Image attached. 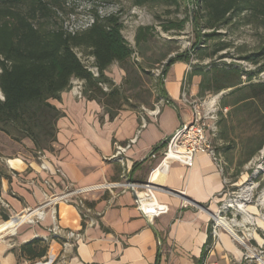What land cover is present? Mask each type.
I'll return each mask as SVG.
<instances>
[{
    "label": "crops",
    "instance_id": "obj_1",
    "mask_svg": "<svg viewBox=\"0 0 264 264\" xmlns=\"http://www.w3.org/2000/svg\"><path fill=\"white\" fill-rule=\"evenodd\" d=\"M180 64L182 69L174 63L162 76L171 103H156L142 111L122 104L110 119L97 100L77 97L71 88L63 91L60 99H51L63 115L56 122L53 149L44 151L47 170L40 168L38 151L34 155L17 151L15 156L0 142V264H234L233 259L241 258L230 233L219 231L218 237L211 239V215L225 185L223 169L216 160L198 152L190 167L173 162L166 172L151 173L164 145L153 151L155 147L192 119V110L181 93L185 84L192 97L200 78L192 75L188 84L189 65ZM155 105L159 110L152 114ZM132 139L123 155L127 163L121 164L114 156L116 145ZM56 167L74 187L123 177L141 183L150 177L158 201L168 210L150 222L135 208L132 191L117 196L108 191L91 192L87 203L101 213L96 224L84 228L72 245L63 247L61 241L50 240L43 257L28 260L20 256V246L48 235L52 219L49 214L35 224L19 223L18 219L28 208L42 203L45 194L63 190L65 180L54 172ZM46 179L49 185L44 183ZM2 214L9 220L3 221ZM57 221L63 228L81 227L76 208L69 204L57 205Z\"/></svg>",
    "mask_w": 264,
    "mask_h": 264
},
{
    "label": "rangeland",
    "instance_id": "obj_2",
    "mask_svg": "<svg viewBox=\"0 0 264 264\" xmlns=\"http://www.w3.org/2000/svg\"><path fill=\"white\" fill-rule=\"evenodd\" d=\"M52 5L53 12L44 23L51 27L61 26L67 31L84 28L90 22L93 11H97L100 15L116 13L120 17L123 25L122 34L132 48V54L122 63L114 62L109 65L105 74L115 85H120L124 108L142 111L143 108L148 109L156 103L165 102L158 90V81L171 57H182L183 61L174 62L179 70L183 67L180 63L186 61L189 71L204 72L209 78L216 72L227 83L238 81V71L253 72L259 66H264V25L256 18H246L243 15L235 17L230 24L217 30L219 33L204 42L199 40L198 35L200 34L202 39L203 33L209 31L198 30L193 26L192 6L188 0L169 3L149 1L144 5H135L131 0H54ZM182 19H185L182 30L162 29L164 25ZM139 29L142 38L136 42ZM77 52L87 67L93 65L92 57ZM256 53L255 57L259 62L254 65L245 57ZM223 69H227L228 73L223 72ZM198 77L201 80L203 75ZM240 79L242 84L246 83L247 74L241 75ZM251 80L264 81V70L253 73ZM189 81L190 78L187 80L188 84ZM209 84L215 85L213 81ZM77 85L82 86L84 83L74 79L71 90L74 91ZM233 88L235 87L217 92L211 89L200 95L198 87L197 93L192 97L187 96L190 100L203 103L218 95L217 131L212 141L216 154L221 159L224 177L227 180L224 190L234 191L235 197L233 195L231 197L236 199L241 188L247 183L255 185L250 198L243 201V206L228 205L226 202L221 212L240 237V241L237 239L234 241L241 258L232 261L235 262L234 264H264V144L247 158L249 152L264 136V130H261L256 118L249 116L252 112L235 111L229 114L232 107L222 105L223 97L226 101L232 100L233 97L228 96V93ZM0 98H2L1 92ZM185 105L191 108L190 104L185 103ZM224 134L226 138H222ZM0 142L2 148L12 152L13 155L17 151L34 155L38 150L29 137L17 140L1 130ZM28 143H31L32 147H29ZM221 196L223 201L229 195ZM221 201L213 213L217 212ZM219 231L228 232L222 227H219Z\"/></svg>",
    "mask_w": 264,
    "mask_h": 264
},
{
    "label": "trees",
    "instance_id": "obj_3",
    "mask_svg": "<svg viewBox=\"0 0 264 264\" xmlns=\"http://www.w3.org/2000/svg\"><path fill=\"white\" fill-rule=\"evenodd\" d=\"M54 0H0V130L14 139L29 137L37 151H51L56 139V122L63 115L53 105L51 99H60L63 91L71 88L74 79L81 80L84 85L81 93L87 99H95L100 103L109 118H113L123 104L120 85H115L105 74V70L114 62L122 63L132 54L122 34V22L116 13L100 15L93 11L92 22L82 29L67 31L63 27H51L44 23L53 12ZM135 5H144L149 1L166 3L176 0H131ZM192 6L191 22L198 30H208L199 40L208 41L217 30L224 28L233 18L240 15L256 18L264 25V0H188ZM185 19L164 25V31L182 30ZM141 29L136 34V42L141 40ZM223 47H221L222 49ZM220 50V49H218ZM93 58V66L97 68L94 75L78 55ZM245 57L257 65L259 59ZM260 55V54H259ZM182 57H171L162 70V76L170 65ZM186 62V61H184ZM259 66L256 71H238V81L227 83L218 73L208 74L201 71H190L192 75H203L199 82L200 95L213 89L220 91L235 87L228 96L223 97L222 105L231 106V114L235 111L252 112L264 130V81H252L255 72L263 71ZM223 72L228 73L227 69ZM247 74V82L242 84L241 75ZM162 76L158 81V90L164 100H171L164 89ZM222 80V81H221ZM213 81L215 85H210ZM103 84H107L105 86ZM250 117V118H252ZM249 119V118H248ZM222 135V138H226ZM161 143L153 151L162 147ZM264 144V136L249 152L251 157ZM3 220L8 216L2 214ZM9 220V219H8ZM49 241L35 237L23 243L20 256L28 260L43 257L48 249Z\"/></svg>",
    "mask_w": 264,
    "mask_h": 264
},
{
    "label": "built area",
    "instance_id": "obj_4",
    "mask_svg": "<svg viewBox=\"0 0 264 264\" xmlns=\"http://www.w3.org/2000/svg\"><path fill=\"white\" fill-rule=\"evenodd\" d=\"M92 21V18H90V22L87 25H89ZM88 67L94 75L98 74L95 66L88 65ZM81 88V85H77L74 88V94L78 97L82 95ZM187 92V85L184 84L181 97L185 103L190 104L192 119L189 122L181 123L174 133L167 138L158 161L151 170V173L155 170L166 172L170 163L173 162H179L187 167H190L193 164L194 155L198 152H206L209 154L214 160H216L220 168L223 169L221 159L217 156L212 141V138L215 136L217 131L216 99L218 98V95L213 97L208 102L204 101L203 103H199L195 100H190L187 96ZM158 110L159 106L155 105L150 112L152 114H156ZM141 126L143 127L145 124L141 123ZM131 142H133V139L128 143L116 145L114 156L118 158L121 164L127 163V159L123 157V155L130 147ZM37 155L40 160V168L47 170L48 167L44 151H38ZM54 172L65 180L63 190L60 193L45 194V200L42 203L33 208H28L24 212L28 214L25 222L32 224L44 220L47 214L50 215L52 223L48 227V235L42 237L45 241H50L52 239L59 240L61 241L62 246L66 247L68 245H72L75 241L81 238V231L84 228L96 224L97 218L101 215V213L96 212L87 203V195L94 191H108L112 196H117L118 194L126 191H132L134 193L135 208L150 222H152L154 218L166 213L168 210L166 204L158 201L155 195L156 186L151 183L150 177H148L145 182L141 183L132 182L126 177H123L121 180L103 181L94 185L74 187L71 183L66 181L65 174L59 167H56ZM224 182L225 184L227 183L226 178H224ZM44 183L46 185L50 184L48 179H46ZM233 194L234 191L224 190L222 195H224V197L226 195L229 196L221 201L222 203L217 212L212 213L211 215L210 235L212 240L218 237L219 227H221L218 225L216 217L218 215L223 217L221 215L222 209L226 205V202L228 203V200L233 199L231 197ZM233 197H235V195H233ZM60 203L69 204L76 208L81 221V227L79 230L67 229L60 226L57 221V205Z\"/></svg>",
    "mask_w": 264,
    "mask_h": 264
},
{
    "label": "bare ground",
    "instance_id": "obj_5",
    "mask_svg": "<svg viewBox=\"0 0 264 264\" xmlns=\"http://www.w3.org/2000/svg\"><path fill=\"white\" fill-rule=\"evenodd\" d=\"M15 162L19 163V160H12V163ZM254 186H255L254 183H247L243 188H241V191L239 192L236 199L228 200V204L236 205L238 207L243 206V201L248 200L250 198ZM27 217L28 214L24 213L21 217H19L18 222L19 223L25 222ZM216 221L218 225H220L223 229L227 230L234 238L240 241V237L234 232L232 225L230 224L229 221H227L225 218L221 217L220 215L216 217Z\"/></svg>",
    "mask_w": 264,
    "mask_h": 264
}]
</instances>
